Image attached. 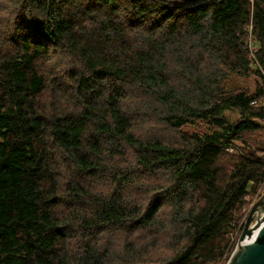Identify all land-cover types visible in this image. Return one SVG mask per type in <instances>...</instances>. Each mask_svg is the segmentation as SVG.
Instances as JSON below:
<instances>
[{
  "label": "trees",
  "instance_id": "trees-1",
  "mask_svg": "<svg viewBox=\"0 0 264 264\" xmlns=\"http://www.w3.org/2000/svg\"><path fill=\"white\" fill-rule=\"evenodd\" d=\"M7 1L0 264H132L144 252L98 243L117 224L162 235L172 255L153 264H225L264 181V149H248L264 121V0ZM253 75L251 93L237 79Z\"/></svg>",
  "mask_w": 264,
  "mask_h": 264
},
{
  "label": "rangeland",
  "instance_id": "rangeland-1",
  "mask_svg": "<svg viewBox=\"0 0 264 264\" xmlns=\"http://www.w3.org/2000/svg\"><path fill=\"white\" fill-rule=\"evenodd\" d=\"M9 8L8 5V1L7 0H0V16L4 15L7 13V9ZM2 39V34L0 33V41ZM251 45V42H250ZM252 49V47H250ZM253 50V49H252ZM253 54V53H252ZM73 58V64L75 66H79L78 65V59H76V57H71ZM68 59V58H67ZM69 60V59H68ZM52 61V62H51ZM51 63H56L53 66H51L50 68H54V67H58V66H63L68 64V62H66L64 60V58H60L58 61H56V59L51 60ZM75 62V63H74ZM237 82L239 83L240 86H242L244 89L250 91L251 93L256 89V87L258 86V84L260 83L259 79L256 76H251L247 79H237ZM232 85L230 83L227 84V87H231ZM56 93L55 91H52L50 93V95L47 97L49 99H53L55 97ZM56 99V98H55ZM48 103V102H47ZM44 107V106H43ZM57 105H54L53 108L51 109H47L46 107H44L46 110H44L46 113H48L49 115L54 114V115H60L63 112L68 111L69 109L66 110H62L59 108H56ZM224 118L225 119H229L231 121H234L236 119H238L239 115L234 112V111H230V110H226L224 112ZM261 127L259 128L258 131H256L253 135H251L250 140L251 143L253 144L250 145L251 143L249 142V148L248 149H256L260 148L263 152L264 149V121L259 122ZM149 128L152 129V125L149 124ZM194 129H199V130H205L206 126L203 123H198L194 126H192ZM185 131H192V128L186 126L184 128ZM153 130H144V131H140V135L142 136H146L149 135ZM162 137H164V139L166 140V142H171V132L170 131H162ZM236 145L239 146V148H241L243 145L242 144H238L236 143ZM128 161L129 163H133L132 162V154L130 152H128ZM52 157V156H51ZM53 158V157H52ZM60 159V158H57ZM59 161V160H58ZM57 163V162H56ZM59 167H63V165L61 163H58V168ZM70 177V176H68ZM67 177V178H68ZM162 175H155V176H151V177H147L146 180L143 181V184L148 185L151 189V192L155 191L156 189H159V186L163 183V180L161 179ZM99 183V182H98ZM98 186L102 185L103 189L105 187V185L100 182L99 184H97ZM99 189V190H101ZM102 193H104L105 191H99ZM138 193L139 195L141 194H145L148 195L146 196V198H149L151 192L148 191L145 188H139L138 190H135L133 193ZM264 192V181L259 189V192L257 193V195L255 197H252L248 200V198H246L245 200L249 201V204L247 205V207H244L241 211V213L243 214V224L240 225V229L236 230L234 237H233V241L235 240V244L237 242L238 237L240 236V233L243 229V225L245 222V219L248 215V211L251 207V205L262 195V193ZM66 193V191H65ZM85 198V197H84ZM86 203V202H84ZM98 235V243L104 245V248H106L108 251L111 252H115L116 254H118L120 257H124L127 253V251H129L131 254L134 255L135 251H140L141 253H143L142 257L136 258L134 260V263L132 264H153L158 262L157 260H160L162 257H164L165 255L168 254L167 248L164 245V241L162 242L161 236L162 235H158V238L152 242L149 243L148 239L146 237L147 233L143 232V234H138L137 232H130L128 230V226L124 225H112L109 227V229H105V230H100V232L97 234ZM236 238V239H235ZM153 244V245H152ZM68 247H73L74 244L72 242H69V244L67 245ZM74 248H77L76 246H74ZM170 255H167L164 260L166 258H168ZM150 260H156L155 262H150ZM121 264H123V262L121 261ZM222 264V263H220ZM226 264V263H225Z\"/></svg>",
  "mask_w": 264,
  "mask_h": 264
},
{
  "label": "water",
  "instance_id": "water-1",
  "mask_svg": "<svg viewBox=\"0 0 264 264\" xmlns=\"http://www.w3.org/2000/svg\"><path fill=\"white\" fill-rule=\"evenodd\" d=\"M226 264H264V192L251 205Z\"/></svg>",
  "mask_w": 264,
  "mask_h": 264
},
{
  "label": "bare ground",
  "instance_id": "bare-ground-1",
  "mask_svg": "<svg viewBox=\"0 0 264 264\" xmlns=\"http://www.w3.org/2000/svg\"><path fill=\"white\" fill-rule=\"evenodd\" d=\"M250 211V210H249ZM249 213V212H248ZM248 216V215H247ZM247 218V217H246ZM245 223V222H244ZM243 227H244V225H243ZM243 230V229H242ZM241 233H242V231H241ZM241 233H240V235H241ZM255 233V232H254ZM247 241V240H246Z\"/></svg>",
  "mask_w": 264,
  "mask_h": 264
}]
</instances>
